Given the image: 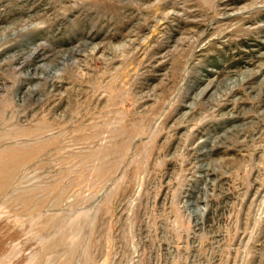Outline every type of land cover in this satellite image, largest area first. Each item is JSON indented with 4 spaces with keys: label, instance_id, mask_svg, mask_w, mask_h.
I'll use <instances>...</instances> for the list:
<instances>
[{
    "label": "rangeland",
    "instance_id": "1",
    "mask_svg": "<svg viewBox=\"0 0 264 264\" xmlns=\"http://www.w3.org/2000/svg\"><path fill=\"white\" fill-rule=\"evenodd\" d=\"M0 264H264V0H0Z\"/></svg>",
    "mask_w": 264,
    "mask_h": 264
}]
</instances>
